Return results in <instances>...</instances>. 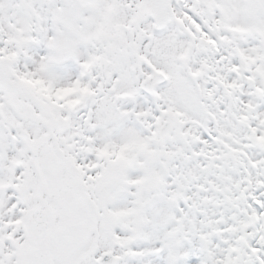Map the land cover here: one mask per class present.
Here are the masks:
<instances>
[{"label": "snow or ice", "instance_id": "1", "mask_svg": "<svg viewBox=\"0 0 264 264\" xmlns=\"http://www.w3.org/2000/svg\"><path fill=\"white\" fill-rule=\"evenodd\" d=\"M0 264H264V0H0Z\"/></svg>", "mask_w": 264, "mask_h": 264}]
</instances>
